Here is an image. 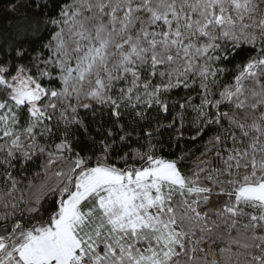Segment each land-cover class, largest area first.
I'll list each match as a JSON object with an SVG mask.
<instances>
[{
	"label": "snow or ice",
	"instance_id": "6c2138e0",
	"mask_svg": "<svg viewBox=\"0 0 264 264\" xmlns=\"http://www.w3.org/2000/svg\"><path fill=\"white\" fill-rule=\"evenodd\" d=\"M0 264H264V0H0Z\"/></svg>",
	"mask_w": 264,
	"mask_h": 264
}]
</instances>
